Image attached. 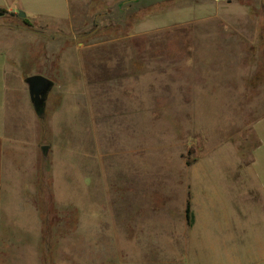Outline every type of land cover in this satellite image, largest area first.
I'll return each instance as SVG.
<instances>
[{"label":"rangeland","instance_id":"rangeland-1","mask_svg":"<svg viewBox=\"0 0 264 264\" xmlns=\"http://www.w3.org/2000/svg\"><path fill=\"white\" fill-rule=\"evenodd\" d=\"M121 1L71 0L70 19L63 0L36 11L35 21L0 9V99L14 102L0 109V124L15 137L6 142V159L17 166H12L16 193L40 211L41 264L91 263L92 209L99 216L98 237L110 243H100L103 251L94 246L93 254L105 257L107 247L109 259L119 263L112 242L120 219L157 222L148 210L137 213L136 206H156L160 195L164 204L179 203L191 173L208 171L205 194L217 187L227 200L233 194L227 189L234 179L233 158L241 155L235 143L248 147L255 141L251 128L264 125V67L246 61L252 54L246 5L235 0ZM33 74L53 81L42 112L25 81ZM23 93L28 106L30 99L29 113L14 100ZM252 179L258 188L259 178ZM193 185L200 192L199 176ZM23 214L37 226L35 212ZM212 220L209 245L214 250L202 260L195 250L184 249L180 253L190 264H217L222 253L228 260L219 240L223 228L237 221L227 218L228 227L215 216ZM158 222L169 230V219ZM14 227L9 225L18 233L24 230ZM237 233L231 247L241 250L242 264L254 262L246 257L248 248L257 247L251 230ZM25 248H14L9 262L28 263Z\"/></svg>","mask_w":264,"mask_h":264},{"label":"crops","instance_id":"crops-1","mask_svg":"<svg viewBox=\"0 0 264 264\" xmlns=\"http://www.w3.org/2000/svg\"><path fill=\"white\" fill-rule=\"evenodd\" d=\"M52 1L53 0H0V9L5 10L4 13L9 14H19L21 10H24L26 12L25 17L29 21H35L36 11L38 12L39 9L44 8L43 6H47L46 4L52 3ZM63 1L68 9L70 19L72 16L71 0ZM235 1L242 6L246 5V10H244L243 15H246L251 28L250 30L247 29L249 37L247 40L249 43L247 51H250L252 54L247 56L246 61L250 60L251 62H249V64L255 62V67L262 68L264 67V59L260 60L259 57L260 53L263 52L262 54H264V46H262L264 43V23L262 24L260 21L264 20V0ZM228 4L232 3L229 1ZM247 10L249 11L247 12ZM244 20L245 17L242 21ZM244 32H246V30L241 31L242 35H245L243 34ZM238 62L242 63V60ZM241 65H243V63ZM241 65L239 66L242 67ZM4 98L0 99V109L6 110L8 106L14 105L13 100L8 101V98ZM258 98L259 97L256 99ZM14 100L19 102L23 113L32 111L30 99L28 101V106L25 93L17 95ZM1 125L2 124H0V264H8L9 261L14 259L13 249L22 244L26 245L25 250L29 252V255L27 254L29 262L26 264H41L39 262L40 255L38 253L39 244L42 241V236L40 235L42 221L41 215L39 214L40 211L35 205L23 203L24 197L16 193L18 182L12 176V166H17L13 164L11 166V161L7 162L6 159V142L7 140L14 142L15 137L8 136L2 127L3 125ZM251 132L253 133L255 141H252L248 147L242 146L239 141L235 143V145L238 144V147H240L241 155L237 158H233L232 164L233 167H235V173L233 172L232 176L234 179L230 182V185H227V189L233 192V194L236 193V197L240 195L241 202L238 200V203L232 193H229V197L226 200L222 197V193L220 192L222 189L217 190V187L211 188L212 194L210 192L205 194L206 188L204 187V182L206 176L209 178L210 173L208 171H200V175L191 173L187 175L186 180L188 185L187 188L184 189L182 200H180L179 197V203H173L170 197L169 199L173 204H164L166 203L163 202L165 199L163 195H160L159 201L156 202V206L150 204L145 205V203L136 206L139 210L137 213H143L145 210H148L157 217V222L155 220L149 221V218V220L140 223L136 221L137 216H132L127 220L125 217L120 219L114 227L113 236L115 240L112 242L114 245L113 249H116L115 252L120 255L119 263L109 259L107 247L104 249L105 252H107L105 257L103 252H100V255H98L99 257L93 254L96 252L94 246L102 249L103 245L101 244L103 242L106 245L110 243L105 242V236L98 237V224H96V221L99 216L98 213L92 209L88 215V233L90 236L91 254L90 264H190L188 257L180 253L184 249L185 251H188V249L195 250L196 256L198 255V257L203 260L207 251L209 252L210 249L214 250V248L209 245V232H212L209 231V227L212 224L214 216L217 217V222H224L228 227L230 222H227V218L232 219L234 217V221H237V224L233 223L231 228H223V237L222 240H219L222 241L220 242L222 245H226L223 247H225V252L229 254L226 255L228 260L225 261L229 262V264H242L241 250L238 247L236 249L232 248L231 245L236 244L239 237L237 231L243 234L244 231L250 233L251 230L250 235L255 240L253 243H255V247L256 245L257 247L252 249L248 248L247 250L249 252L246 253V257L250 256L251 260L254 261L249 264H264V205L261 206L256 204V206H254L251 204L254 200L255 203L260 201L264 204V125L263 128L257 127V129L253 126ZM220 160L226 162L225 159ZM200 162L202 164L203 161L200 160L194 163L192 168L197 166ZM195 176H199L200 179V192H198L197 188L193 185V178H195ZM252 176L255 177V179L259 178L260 185L258 188L255 187ZM14 187H16V189ZM260 193H262V197H259L261 196ZM232 196L234 198H232ZM207 197L210 198L211 203H207ZM257 199L258 201L256 202ZM188 201H190L191 208V223L187 213ZM169 210L170 216L165 214L168 213ZM16 212H19L18 216ZM24 212L36 213L35 217L32 218L33 220H37L36 227L30 222L31 215H25L23 214ZM163 212L164 214H162ZM162 218L171 221L170 228H168L169 230L161 227L160 222H158L162 220ZM27 221L30 222V226L26 223ZM9 225L15 227L20 226L24 230L22 233H18L17 229H10ZM32 226L34 228L28 229V233L26 229ZM102 227L101 223L100 228ZM126 229L127 231L125 232ZM150 229L152 231H150ZM35 234L36 237H33ZM119 238H121L120 241ZM224 249H222L221 252H224ZM231 251H233L232 255L230 254ZM192 254L195 255L194 253ZM221 258L222 260H219L217 264H225L223 253Z\"/></svg>","mask_w":264,"mask_h":264},{"label":"water","instance_id":"water-1","mask_svg":"<svg viewBox=\"0 0 264 264\" xmlns=\"http://www.w3.org/2000/svg\"><path fill=\"white\" fill-rule=\"evenodd\" d=\"M2 14V13H0ZM20 15L25 17L26 13L20 11ZM29 86V93L36 109L42 111L45 107L46 97L53 87V81L42 74H33L25 78Z\"/></svg>","mask_w":264,"mask_h":264},{"label":"trees","instance_id":"trees-1","mask_svg":"<svg viewBox=\"0 0 264 264\" xmlns=\"http://www.w3.org/2000/svg\"><path fill=\"white\" fill-rule=\"evenodd\" d=\"M127 1H138V0H124V1H121V2H120V5H123V4L126 3ZM2 11L5 12V10H3V9H2ZM190 210H191V208H190V201H188V204H187V213H188L189 221H190V223H191V222H192V219H191V217H190Z\"/></svg>","mask_w":264,"mask_h":264},{"label":"flooded vegetation","instance_id":"flooded-vegetation-1","mask_svg":"<svg viewBox=\"0 0 264 264\" xmlns=\"http://www.w3.org/2000/svg\"><path fill=\"white\" fill-rule=\"evenodd\" d=\"M48 94H49V93H48ZM47 98H48V96L46 97V100H47ZM46 100H45V101H46ZM42 111H43V110H42ZM42 111H41V112H42Z\"/></svg>","mask_w":264,"mask_h":264}]
</instances>
